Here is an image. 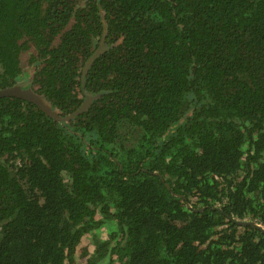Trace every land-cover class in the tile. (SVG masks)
Segmentation results:
<instances>
[{"label": "trees", "instance_id": "trees-1", "mask_svg": "<svg viewBox=\"0 0 264 264\" xmlns=\"http://www.w3.org/2000/svg\"><path fill=\"white\" fill-rule=\"evenodd\" d=\"M15 87L0 264H264V0H0Z\"/></svg>", "mask_w": 264, "mask_h": 264}, {"label": "water", "instance_id": "water-1", "mask_svg": "<svg viewBox=\"0 0 264 264\" xmlns=\"http://www.w3.org/2000/svg\"><path fill=\"white\" fill-rule=\"evenodd\" d=\"M3 96H14V97H18V98L30 101V102L36 104V106H38L43 112H45V114L51 116L53 119H55V120L63 119L62 116H58L55 112H51L49 108L45 107L42 104V102H40L35 97V95L33 93L23 92L19 88H16V87L15 88H1L0 89V97H3ZM89 101L90 100L87 99L79 108H77L71 114L65 116V118H70L71 116L76 115L79 111H81L84 108L85 105H87L89 103ZM241 223H248V222H241ZM249 223L253 224L257 228H259V226L257 224L255 225L253 222H249Z\"/></svg>", "mask_w": 264, "mask_h": 264}, {"label": "rangeland", "instance_id": "rangeland-1", "mask_svg": "<svg viewBox=\"0 0 264 264\" xmlns=\"http://www.w3.org/2000/svg\"><path fill=\"white\" fill-rule=\"evenodd\" d=\"M25 58H26V54H24L23 57L21 58L22 61H25L26 60ZM90 249H92V245H90Z\"/></svg>", "mask_w": 264, "mask_h": 264}]
</instances>
